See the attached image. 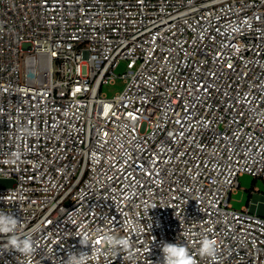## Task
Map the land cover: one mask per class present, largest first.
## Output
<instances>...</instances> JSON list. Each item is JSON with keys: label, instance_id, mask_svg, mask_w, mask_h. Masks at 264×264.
I'll list each match as a JSON object with an SVG mask.
<instances>
[{"label": "built area", "instance_id": "built-area-1", "mask_svg": "<svg viewBox=\"0 0 264 264\" xmlns=\"http://www.w3.org/2000/svg\"><path fill=\"white\" fill-rule=\"evenodd\" d=\"M244 174L264 180V0H0V210L35 245L0 235V264H163L165 242L264 264V195L230 203Z\"/></svg>", "mask_w": 264, "mask_h": 264}, {"label": "clouds", "instance_id": "clouds-1", "mask_svg": "<svg viewBox=\"0 0 264 264\" xmlns=\"http://www.w3.org/2000/svg\"><path fill=\"white\" fill-rule=\"evenodd\" d=\"M4 199V198H3ZM20 220L10 211L0 210V235H6L4 244L5 250L14 251L24 256H31L35 251L34 241L31 236L22 235L18 232ZM94 234H85L80 239L81 246H88ZM103 242L111 249L130 247V241L124 237H117L111 233L102 235ZM163 253V264H196L194 257L189 253L186 246L179 243H163L161 247ZM100 249H93L88 252L68 254V259L64 264H88L89 259L99 254ZM217 252V242L214 239L205 237L200 242L199 254L201 257H215Z\"/></svg>", "mask_w": 264, "mask_h": 264}, {"label": "rangeland", "instance_id": "rangeland-1", "mask_svg": "<svg viewBox=\"0 0 264 264\" xmlns=\"http://www.w3.org/2000/svg\"><path fill=\"white\" fill-rule=\"evenodd\" d=\"M127 71V62L122 61L116 69V74L122 76ZM126 87L124 77H118L113 83L103 86L102 93L109 99L115 98L121 94ZM264 195V180L255 179L249 174H244L239 178V187L231 196V205L237 210H241L255 199L256 195Z\"/></svg>", "mask_w": 264, "mask_h": 264}]
</instances>
